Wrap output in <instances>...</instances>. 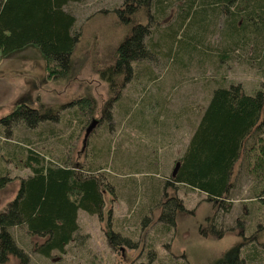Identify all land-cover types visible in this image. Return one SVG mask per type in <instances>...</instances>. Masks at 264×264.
Listing matches in <instances>:
<instances>
[{
  "label": "rangeland",
  "instance_id": "1",
  "mask_svg": "<svg viewBox=\"0 0 264 264\" xmlns=\"http://www.w3.org/2000/svg\"><path fill=\"white\" fill-rule=\"evenodd\" d=\"M190 1L164 0L158 18L153 13V17L148 16L144 7L130 16L123 0L69 2L66 8L76 17L74 29L79 40L71 70L62 80L46 77V61L33 44L0 54V116L20 102L36 108L41 104L55 107L86 92L96 99V107L85 116L89 122L82 129L74 124L72 129L67 121L70 113L65 111L60 123L44 120L34 129L18 126L11 144L26 141L22 133L35 141L36 131H40L38 136L45 135V139L38 145L54 155L63 150L69 155L70 149V156L76 160L108 163L105 171L115 186L114 193L104 189L101 216L78 211L79 237L72 239L63 252L54 250L51 256H43L34 250L42 237L12 226L16 242L29 254L28 264H209L246 239V245L244 242L241 246L244 255L251 243L260 254L246 264H264V204L255 196V190L264 189V167H256L257 157L263 152L260 134L246 142L223 200L213 202L204 192L183 184L169 182L164 188V178L169 177L215 86L233 82L240 83L248 93L264 90V3L251 0L256 30L238 36L243 45L234 47L230 37L234 34L223 32L228 11L224 6V11L220 10L222 5L212 9L208 4L196 3L183 28H179L181 14ZM244 3L235 0L227 7L245 8ZM122 7L125 11L121 18L117 9ZM135 21L151 22L153 31L146 42L154 51L150 54L153 57L135 65V76L123 86L112 106V118L106 121L103 106L109 98L108 86L98 72L113 61L118 43ZM92 119L98 123L83 142ZM75 132V143L67 147L69 135ZM4 135L0 142L6 138ZM0 145V155L10 149ZM93 153L96 155L89 159ZM5 165L10 179L0 187V210L16 195L20 176L30 172L20 162L5 161ZM164 190L166 196L179 197L183 205L175 209V225H170V230H165L164 219L159 218ZM164 211L169 215L168 209ZM109 217L113 228L135 241V246H111L107 237ZM259 228L260 239L256 242L254 232ZM150 243L153 245L147 246ZM154 252L156 258L149 261ZM3 264L21 263L10 255Z\"/></svg>",
  "mask_w": 264,
  "mask_h": 264
},
{
  "label": "trees",
  "instance_id": "2",
  "mask_svg": "<svg viewBox=\"0 0 264 264\" xmlns=\"http://www.w3.org/2000/svg\"><path fill=\"white\" fill-rule=\"evenodd\" d=\"M71 1L77 0H0V54L6 55L33 44L46 61L47 78L62 80L67 77L79 40V33L74 29L76 17L66 8ZM232 1L235 0H191L181 14L179 28H183L196 3L204 6L208 4L212 9L222 5L219 9L224 11V6L228 11L224 35L234 34L230 36L234 47L243 45L242 41H238L239 37L256 30V17L251 11V0H245V8L229 9L227 5ZM255 2L261 4L264 0ZM163 3L164 0H154V10L151 12V0H123V6L130 12V16L144 7L148 16L153 17V13L156 18L162 14ZM124 11L123 7L117 9L121 18L124 17ZM150 23L133 22L129 32L118 43L113 61L98 72L108 86L109 98L103 106L106 121L112 118V106L120 97L123 86L135 76V65L153 57L151 55L154 51L146 42L149 33L153 31L149 27ZM66 104L55 107L41 104L36 108L20 102L13 110L0 116V136L5 134L6 137L0 144L10 147L0 155L3 160L0 164V187L10 179L5 161L20 162L30 170L25 176H20L16 195L0 210V264L6 262L10 255L15 256L21 264L29 263L26 248L16 242L10 231L12 226L24 227L28 234L42 237V242L36 244L34 250L49 257L54 250L63 252L72 239L79 237V210L101 216L105 206L104 189L115 192V186L105 171L108 163H94L91 159L98 154L97 151H94L96 154L93 153L88 162L72 158L70 149L69 155L64 150L54 155L50 149L38 145V141L45 139V135L38 136L40 131H36L35 141L22 133L26 141L11 144V136L14 130L18 131V126L34 129L44 120L60 123L65 111L70 113L68 123L82 129L87 122L85 116L91 115L96 107V99L92 93L86 92ZM201 112L169 177L164 178V188L169 182L183 184L204 192L206 198L213 202L220 201L230 191L233 168L246 142L259 134L263 152L257 157L258 163H255L257 168L260 165L264 167V90L260 88L248 93L240 83L217 85L211 90ZM77 134L69 135L67 147L73 146ZM162 194L165 198L159 203L164 208L159 218L170 223L166 225L164 220L162 223L166 226L165 230H170V225H175V209H182L183 205L179 197L166 196L165 190ZM255 196L264 204L263 187L255 190ZM164 209L170 211L169 215ZM260 234L261 228L254 232L256 242ZM107 237L112 247L121 244H131L133 247L137 244L114 229L110 217L107 221ZM246 241L236 242L209 264H246L252 258H259V249L254 243L248 246L244 255V247L241 246L244 242L246 245ZM150 245L153 243L147 244ZM155 258L154 252L149 261Z\"/></svg>",
  "mask_w": 264,
  "mask_h": 264
},
{
  "label": "water",
  "instance_id": "3",
  "mask_svg": "<svg viewBox=\"0 0 264 264\" xmlns=\"http://www.w3.org/2000/svg\"><path fill=\"white\" fill-rule=\"evenodd\" d=\"M97 123H98L97 119H92V121L89 123V125L86 128V132H85V136H84V141L83 142H85L88 133L96 126ZM175 169H176V167H175Z\"/></svg>",
  "mask_w": 264,
  "mask_h": 264
}]
</instances>
